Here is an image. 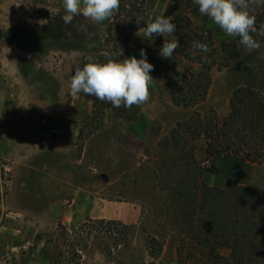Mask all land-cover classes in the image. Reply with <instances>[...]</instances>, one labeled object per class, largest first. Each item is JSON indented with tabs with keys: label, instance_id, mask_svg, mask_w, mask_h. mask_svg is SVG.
I'll list each match as a JSON object with an SVG mask.
<instances>
[{
	"label": "rangeland",
	"instance_id": "rangeland-1",
	"mask_svg": "<svg viewBox=\"0 0 264 264\" xmlns=\"http://www.w3.org/2000/svg\"><path fill=\"white\" fill-rule=\"evenodd\" d=\"M180 11L191 16L199 32H212L217 48L223 41H237L209 17ZM178 12L173 0H158L148 22L159 16L172 20ZM115 13L100 23L77 15L65 24L63 0L0 1V264H178L177 237L160 222L166 195L160 192L153 169L159 143L194 112L226 116L238 87H251L264 95L263 39L251 53L240 46V57L228 65L217 59L203 102L186 109L174 106L165 90L172 70L188 74L196 70L195 65L174 53L172 58H161L163 43L173 37L164 34L147 40L143 29L122 55L112 53L105 39ZM258 13H264V7L254 6L253 14ZM141 48L154 69L149 98L139 105L137 119L129 122L119 112L107 110L100 130L78 151L80 130L85 123L90 127L95 97L69 95L75 68L89 58L98 62L100 58L139 59ZM140 116L149 120L146 142L122 133ZM75 134L73 145L68 138ZM202 145L198 143V159L222 170L219 175L207 173V184L223 187L230 180L264 196V162H243L225 155L207 161ZM58 179L78 192L137 201L150 217L140 231H128L122 223L101 225L89 218L70 225L79 206L73 204V192L56 185ZM59 225L71 233L86 226L63 242L56 239ZM148 236L161 243L160 254L158 247L149 248Z\"/></svg>",
	"mask_w": 264,
	"mask_h": 264
},
{
	"label": "trees",
	"instance_id": "trees-1",
	"mask_svg": "<svg viewBox=\"0 0 264 264\" xmlns=\"http://www.w3.org/2000/svg\"><path fill=\"white\" fill-rule=\"evenodd\" d=\"M158 0H120L113 21L108 25L105 44L115 54L124 53L132 38L148 23ZM178 6L171 22L176 25L173 36L179 48L174 55L195 65L196 70L182 74L172 70V78L165 90L176 107L193 108L203 102L212 84L211 72L218 66L217 59L228 65L240 57L239 37L236 42L220 43L217 48L212 32H199L187 9L194 17H202L193 0H173ZM256 27L264 24V13L255 14ZM261 44L264 35L253 34ZM193 41L205 43L207 52L192 47ZM109 60L100 58L101 63ZM90 127L85 123L80 130L78 151L87 138L100 130L105 112H119L127 121H135L139 105L114 108L110 102L94 98ZM133 109L131 114L129 112ZM207 161L218 155L234 157L243 162H264V95L251 87H238L231 96L229 112L220 118L214 111L194 112L185 122H179L169 136L159 143V152L153 161L156 184L166 195L163 219L165 228L177 237L178 264H264V196L253 188L228 180L223 187L206 183L205 175H219L215 164H203L198 159V143ZM101 225H117L115 221L96 220ZM72 233L63 225L56 231L57 241L68 242ZM131 231L133 226L122 225ZM89 237V236H88ZM152 249L161 243L148 236ZM53 243V242H51ZM55 244V243H54ZM69 248L74 249L73 245ZM57 249V248H56ZM77 255V254H76ZM79 256V255H77ZM80 258V257H79Z\"/></svg>",
	"mask_w": 264,
	"mask_h": 264
},
{
	"label": "clouds",
	"instance_id": "clouds-1",
	"mask_svg": "<svg viewBox=\"0 0 264 264\" xmlns=\"http://www.w3.org/2000/svg\"><path fill=\"white\" fill-rule=\"evenodd\" d=\"M202 16L209 17L227 35L239 37V43L247 52L259 49L260 43L253 34L264 35V24L258 30L253 7H264V0H193ZM120 0H63L65 24H70L77 15H83L96 23L108 19L119 8ZM176 25L170 17H156L154 22L146 23L143 28L144 38L154 40L156 36L169 34L173 37L165 41L159 51L164 59L172 58L179 48L178 38L173 36ZM192 47L200 52H207L205 43L193 41ZM122 55V54H121ZM120 55V56H121ZM139 59L135 56L123 60L109 59L101 63L92 58L82 67H76L71 77L70 96L80 93L107 101L114 108L123 104L125 108L140 105L149 98V86L153 80L150 75L154 65L148 62L145 49L139 50Z\"/></svg>",
	"mask_w": 264,
	"mask_h": 264
},
{
	"label": "crops",
	"instance_id": "crops-1",
	"mask_svg": "<svg viewBox=\"0 0 264 264\" xmlns=\"http://www.w3.org/2000/svg\"><path fill=\"white\" fill-rule=\"evenodd\" d=\"M4 1L6 3L12 0ZM62 129L65 130L63 127L58 128V130ZM122 133L129 134L133 139L140 142H146L149 137V120L140 116L137 122L122 129ZM75 138L76 134L72 139L68 138L72 140L73 145ZM63 182L64 181L58 179V181L56 180V185L58 183L59 185L62 184L61 186L64 189L73 192V204L76 203L79 206L76 213H72L71 215L72 217L69 221L71 223H69L70 225H73L75 221L78 222L76 224H80L89 218L92 220L119 222L126 226H133L136 231H140L145 225L146 220L150 217L149 211L137 201H121L104 198L102 196L89 195L85 192L72 190L69 186H63ZM57 189H60L59 186H57Z\"/></svg>",
	"mask_w": 264,
	"mask_h": 264
}]
</instances>
